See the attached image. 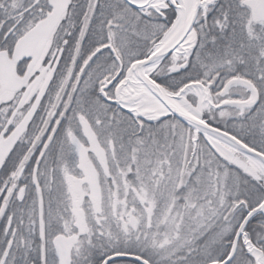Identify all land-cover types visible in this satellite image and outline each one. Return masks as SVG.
<instances>
[{
	"label": "snow or ice",
	"instance_id": "snow-or-ice-1",
	"mask_svg": "<svg viewBox=\"0 0 264 264\" xmlns=\"http://www.w3.org/2000/svg\"><path fill=\"white\" fill-rule=\"evenodd\" d=\"M0 264H264V0H0Z\"/></svg>",
	"mask_w": 264,
	"mask_h": 264
}]
</instances>
